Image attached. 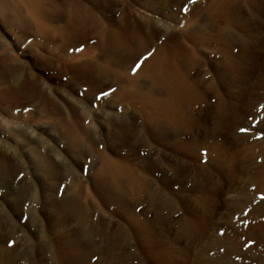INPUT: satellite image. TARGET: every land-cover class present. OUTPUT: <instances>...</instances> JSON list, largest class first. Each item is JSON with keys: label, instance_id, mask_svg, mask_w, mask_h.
I'll return each instance as SVG.
<instances>
[{"label": "rangeland", "instance_id": "374dc122", "mask_svg": "<svg viewBox=\"0 0 264 264\" xmlns=\"http://www.w3.org/2000/svg\"><path fill=\"white\" fill-rule=\"evenodd\" d=\"M225 1L220 15L217 0H40L49 23L65 29L56 40L67 51L96 40L92 14L113 26L129 10L159 19L158 40L120 52L113 66L134 75L157 43L184 41L193 48L184 70L191 92L176 102L149 71L132 81L144 97L119 99L126 79H90L42 59L35 27L0 15V44L26 62L17 80L0 68V264L264 263L256 241L264 230V0ZM74 14L84 21L73 24ZM231 40L236 70L227 83ZM158 100L175 104L180 124L145 122L144 106L167 112L152 106ZM106 157L122 167L119 180L102 173Z\"/></svg>", "mask_w": 264, "mask_h": 264}, {"label": "bare ground", "instance_id": "6f19581e", "mask_svg": "<svg viewBox=\"0 0 264 264\" xmlns=\"http://www.w3.org/2000/svg\"><path fill=\"white\" fill-rule=\"evenodd\" d=\"M225 2H226L225 0H217V4L216 5H218L219 9L215 10L213 8V10L218 11L219 14L221 12L224 13L225 11L222 8V6L223 5L225 6ZM0 15L6 22H10L11 21L10 23H14V25L17 24V25H20L21 27H24V26H29L30 24H32L35 27L36 34L39 37L38 40L39 41L42 40V41L41 42H37L38 41L37 39H36L37 41L36 40H34V41L37 42L36 45L37 46L39 45V48L40 47H44L46 49V51H47V54H46V52L44 53V52L41 51L42 49H36L35 48L36 49L35 52H36L37 56L42 57V59L43 58H48V59L51 60V62L54 61L55 63L56 62L60 63V64L62 63L65 67L70 66L73 69L77 70V72H82V73L86 74V77L90 78V79L94 78L96 76L99 77V76H102V75H108L111 72L114 75V77L119 79V80L126 79L129 82V85L128 86L124 85L125 88H122V90L120 89L117 92L118 93L117 96H118L119 99H123L126 96L129 99L136 100V98H138V97L140 98V97H142L144 95V93L142 95L140 94V92H139L140 90H138L136 88H131V87H133L132 86V81H134V79L136 77L140 76L143 71H149V73H150L149 77L151 76L150 78L153 81H155V83L159 82V83L162 84L163 89L166 91V93H167L169 98L173 97L175 99L176 96H178L179 94L183 95V94H186L188 92H191V91H189V89H191V86L188 85V82H189L188 80L189 79L187 78L188 77L187 73L184 70H187L185 62L187 61V59L190 58V55L193 52V48H191L189 46H186L185 44H187V43H185L184 41H180L179 43H176V42L172 43L171 36H170V39H168L166 41L163 40L164 43H159V44L157 43V47L152 50L153 51L152 52L153 55H152L151 60L149 62H145V64L134 75H130V76L129 75H125L119 68H116V67L113 66L114 62L116 61V56H119L120 52L126 51L128 53L130 52V54L133 53L135 55V54H138V52L140 50H142V52H143V50H145V51L148 50L151 47L152 43H154V42H156V40H158V36L161 33V32H159V31H161L160 30V28H161L160 25H162V23H160L159 19H156V18L155 19L154 18L147 19L148 17L145 18L144 14H141V12H136V11H133V10H129L122 17H120V20H117V26H113V24H111V23H109V24L106 23L107 25L106 24L104 25V23L106 21L103 22L102 21L103 19L102 20L99 19L96 15H93V14L91 16L89 15L90 16V20L89 21L91 22L92 32L97 34L96 40H94L92 42H87V40H85L84 41L85 43H83L84 45L82 47H80L79 49H75V47H78V46H75L74 50L67 51L66 48H63V47L60 48L59 47L60 45L57 44V40H56V38L58 37V34L61 35L62 33H66L64 31L65 29L63 30V29H60L59 27H54L53 26L54 24L52 25L51 23H49L48 18H47V9L40 2V0H0ZM82 19H83L82 17L80 18V17H78V15L74 14V18H73L72 23L76 24L79 21L81 22ZM83 21H84V19H83ZM79 25H81V24H79ZM79 25H78V27H79ZM144 25L147 26L148 28H150V30L149 31L148 30L144 31ZM82 26H83L82 29H80L81 32L83 30L82 33L87 35V33H88L87 28L88 27L84 28V25H82ZM184 26H185L184 27V29H185L187 27V24L184 25ZM147 27H145V28H147ZM70 30H72V28ZM183 34L186 35L185 33H180V36L182 35V37H184ZM191 34H193V33H191ZM191 39H192V37H191ZM181 40H183V39H181ZM31 41H33V40H31ZM81 42H83V41H81ZM231 42H232V40L228 41L226 43V46L223 48V54L225 55V58H224V61L222 62V65L225 64V71H224V73H221L222 71L220 72L221 75L223 74L222 76H224V77H222V76L221 77L227 83L228 82H232L233 83L234 73H235V70H236L235 69L236 59H235V56H234L235 54H233L232 53L233 51L231 50V48L228 47V46H230ZM32 43H34V42H32ZM79 43H78V45H79ZM9 46H8V42H7V44L4 43V42H1V44H0V68H2V67H4L3 69L6 68L11 73V75L16 77V80H17V78L22 76L24 68H25L24 67V63H26V62L24 60H22L21 54H18V52L16 53L15 52L16 50H13L14 48H10ZM64 47H66V46H64ZM104 53L107 54L106 57H109L108 59H104L103 58V54ZM48 54H50V55L48 56ZM111 56H113V57H111ZM183 66H184V69L181 68ZM7 70H4V71H7ZM140 71H141V73L139 74ZM31 73H33V72H31ZM144 73L145 72H143V74ZM134 76H136V77H134ZM21 83H23V82H21ZM29 83L31 84V82H29ZM159 86L161 87V85H159ZM189 86H190V88H189ZM12 88H15V86H12ZM156 88H157V86H156ZM193 91H194V89H193ZM214 91L216 92L217 95H219V96L222 95V92H221L219 87L216 86L214 88ZM151 94H153V93H151ZM152 97H155V96L153 95ZM156 98H158V97H156ZM142 99H145V101L148 102V99H146V98H142ZM142 99H140V100H142ZM162 99H164V98H162ZM145 101L143 102L144 104H148V103L150 104V102L145 103ZM164 101H165V99H164ZM170 101H171V99H170ZM170 101H168L166 103L160 102L161 104L159 103V100L156 101V102H153L154 104H152V106L155 105L156 103H157V105H161L160 107H162V106L165 107L166 106L165 108L167 109L166 110L167 112L164 113V114L162 113V115L158 114V113H153L151 111L149 112L147 110V106H144L142 109H139L144 114L145 122L151 123V120L155 119L157 121V119L160 118L161 119V120L159 119L160 124H161L162 120H167L168 121L169 119H172V121H170V120L169 121H170V123L171 122L173 123V121H174L173 119L176 120L177 116H176V118H172V117L175 116L174 114H176V115H178V114L176 113V111L174 112V109H173V106H172V104H174V103L170 102ZM176 101L177 100L175 99V102ZM138 103H139V100H138ZM141 106H142V104H141ZM175 107H177V106H175ZM224 107H225V105H224ZM224 107L222 106V109ZM156 109H158V108H156ZM155 112H156V110H155ZM161 112H163V110ZM173 112H174V114H173ZM178 119L179 118H177V120ZM184 119H185V117H184ZM184 119H182V121H185ZM177 120L175 122H177ZM179 120H178V122L180 124L181 121H179ZM159 121H157V122L159 123ZM155 125H150V126L152 127V126H155ZM67 128H68V131H69V127L68 126H67ZM156 130H157V127H156ZM70 131L68 133L69 136H70ZM72 133L74 134V136H76L75 134H77V133H74L73 130H72ZM71 136H73V135L71 134ZM74 136H73V138L75 140V138L77 136L76 137H74ZM73 138H71V139L73 140ZM107 157L104 159L105 161L102 162V163H104L103 164L104 165L103 166V170H105L102 173L108 171L112 175L116 174V177H117V173H119L118 169H122V167L117 168L118 165L116 167V165L111 162V159L110 158L107 159ZM37 159H38V161L39 160L41 161L40 157H38ZM42 159H44V158H42ZM41 162H43V160ZM45 166H50V165L46 164ZM119 166H122V165L119 164ZM99 168H101V167H99ZM127 168H129L128 165H127ZM125 169H126V167H125ZM124 170H122V171H124ZM128 170L130 171L131 167L129 169H126L125 173H127ZM108 172H106L104 174L108 175ZM130 172H132V170ZM110 174H109V176H112ZM126 175L127 174H125L124 178L126 177ZM112 177H114L115 179L112 178ZM112 177L111 178L109 177V178L113 179V180H116L115 176H112ZM137 178H138L137 181L140 182L141 180H139V177H137ZM134 179H133V183H134ZM113 180H112V182H113ZM117 180H119L118 177H117ZM129 185H131L132 188L134 187V186H132V184H129ZM136 185H138V184L136 183ZM122 186L123 185H121V187ZM140 186L141 185H139V187ZM142 186H144V184ZM135 188H136V186L133 189H135ZM261 232H262L261 233V237L259 238V240H256V241H257L258 245L261 246L260 249H264V230L263 231L261 230ZM255 243L256 242L254 241V244Z\"/></svg>", "mask_w": 264, "mask_h": 264}, {"label": "snow or ice", "instance_id": "6c2138e0", "mask_svg": "<svg viewBox=\"0 0 264 264\" xmlns=\"http://www.w3.org/2000/svg\"><path fill=\"white\" fill-rule=\"evenodd\" d=\"M149 55H150V54H149ZM139 66H140V65L138 64V65H137V68H138ZM133 71H135V69H133Z\"/></svg>", "mask_w": 264, "mask_h": 264}]
</instances>
